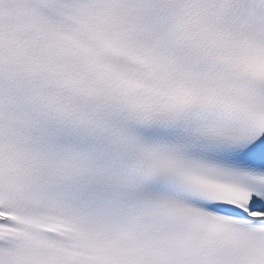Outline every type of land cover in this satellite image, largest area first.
<instances>
[{"label": "snow or ice", "instance_id": "obj_1", "mask_svg": "<svg viewBox=\"0 0 264 264\" xmlns=\"http://www.w3.org/2000/svg\"><path fill=\"white\" fill-rule=\"evenodd\" d=\"M0 264H264V0H0Z\"/></svg>", "mask_w": 264, "mask_h": 264}]
</instances>
